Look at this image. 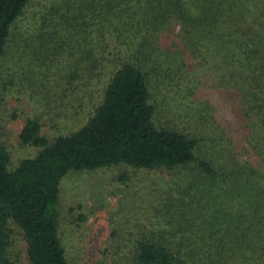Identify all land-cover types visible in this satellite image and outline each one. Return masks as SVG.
<instances>
[{
	"label": "trees",
	"instance_id": "trees-1",
	"mask_svg": "<svg viewBox=\"0 0 264 264\" xmlns=\"http://www.w3.org/2000/svg\"><path fill=\"white\" fill-rule=\"evenodd\" d=\"M1 88L41 149L0 143V264H69L63 178L119 165L150 223L112 264H264V0H0Z\"/></svg>",
	"mask_w": 264,
	"mask_h": 264
},
{
	"label": "rangeland",
	"instance_id": "rangeland-1",
	"mask_svg": "<svg viewBox=\"0 0 264 264\" xmlns=\"http://www.w3.org/2000/svg\"><path fill=\"white\" fill-rule=\"evenodd\" d=\"M3 63L4 69L14 65L12 62ZM14 85L18 86V78ZM12 89L16 91L13 90L11 95L6 94L11 108L16 106L15 97H20L24 103H36L29 96V91ZM33 98L42 107H48L38 96ZM10 112L13 113V109ZM1 115H4L3 106L0 109V143L10 152V168H15L22 160L35 157L41 148L23 143L20 139L23 117L9 119ZM41 121L44 124L43 134L52 133L53 122L44 116ZM125 171L131 175L121 178ZM140 171L119 165L74 171L63 178L58 229L69 264H112L121 257L127 240L133 237L129 233L136 230V223L140 220L145 224L150 223L146 219L148 216H144V205L148 198L147 181ZM133 175L136 178L130 182ZM21 264H28L25 254Z\"/></svg>",
	"mask_w": 264,
	"mask_h": 264
}]
</instances>
